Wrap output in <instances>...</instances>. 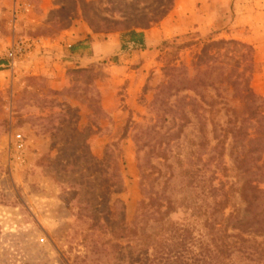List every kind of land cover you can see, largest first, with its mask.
I'll return each mask as SVG.
<instances>
[{"label":"rangeland","instance_id":"obj_1","mask_svg":"<svg viewBox=\"0 0 264 264\" xmlns=\"http://www.w3.org/2000/svg\"><path fill=\"white\" fill-rule=\"evenodd\" d=\"M168 1L0 0V263L70 264L83 253L82 243L118 242L120 223L133 221L142 193L169 203L168 223L201 230L206 217H196L198 208L221 201L224 217L242 216L247 183L264 190L263 144L248 141L253 128L248 138H237L240 103L229 88H208L202 97L158 94L167 67H190L194 43L236 40L253 47L251 87L264 98V49L254 48V40L264 41V0H213L218 14L206 30L137 51L132 62L112 58L85 74L66 68L52 76L41 60L40 72L26 65L33 44L43 52L45 42L78 44L87 32L125 41L128 30L118 22L154 16ZM83 4L101 32L90 29ZM194 11L202 13L199 6ZM240 13L248 24L236 27ZM12 40L26 51L9 65ZM183 104L188 120L179 112ZM244 237L260 244L264 264V237Z\"/></svg>","mask_w":264,"mask_h":264},{"label":"trees","instance_id":"obj_2","mask_svg":"<svg viewBox=\"0 0 264 264\" xmlns=\"http://www.w3.org/2000/svg\"><path fill=\"white\" fill-rule=\"evenodd\" d=\"M172 3V0H169L162 9L156 6L157 13L154 16L142 19L128 18L118 22L122 25L119 29L128 30L130 40L141 44V33L130 28L139 26L144 30L153 27L170 12ZM82 6L84 19L90 29L94 33L101 32L102 28L94 26L92 20L85 15L88 5ZM115 30L117 29H106V32ZM200 44L202 45L199 46ZM194 45L196 52L190 67H167L165 80L159 87L158 94L169 91L175 95L190 91L194 96L202 97V91L208 88L215 91L221 86L229 88L232 97L240 103L237 138H248L247 129L253 128L254 137L248 141H256L257 145L263 144L260 152L264 153V136L260 130L264 128V98L256 94L251 87L255 71L253 47L236 40L196 42ZM87 72L88 69L81 68L72 70L71 73ZM194 102L195 98L190 97L188 104L192 105ZM183 106L184 104L180 107V115L184 120H188ZM257 141H261V144ZM256 150H248L245 154ZM245 160L246 157L242 162ZM256 169L259 167L256 166ZM246 186L251 190V194L243 195L246 208L242 216L230 213L224 217L223 212L227 205L223 203L220 208L221 201H216L214 208L202 212L198 208L197 212H194L198 218L206 217L201 230L190 223H168L166 218L171 210L169 203L163 204V201L142 193L143 198L133 221L129 226L120 223L118 242L93 241L88 245L82 243L83 253L75 255L70 264H235L237 259L243 260L245 264H263L261 250L258 251L260 244L256 241L250 243L251 240L244 236L264 237V190L257 185H251L250 182ZM220 214L222 218L218 220ZM222 221L224 225L221 224ZM85 240L87 238H84V242Z\"/></svg>","mask_w":264,"mask_h":264},{"label":"crops","instance_id":"obj_3","mask_svg":"<svg viewBox=\"0 0 264 264\" xmlns=\"http://www.w3.org/2000/svg\"><path fill=\"white\" fill-rule=\"evenodd\" d=\"M198 6L202 10V13L194 11ZM216 14H218V9L214 6L213 0H175L174 8L158 26L139 31L142 37L141 44L133 43L129 36L125 41H122L117 34L98 38L90 32H87L86 36L78 39L80 42L78 44L75 42L68 45L67 43L61 44V40H51V42L48 43L45 42L43 44V46H45L43 52L40 51L42 45L33 44L35 47L30 49L27 55L28 58L26 57V65L32 66V70H35V73L39 71L38 68L40 67L38 62L41 60L40 62L46 65L47 70L51 72L50 76H52L53 74L55 75V70L59 72L61 69L65 70L66 68H86L95 63L110 61L112 58H117L123 63H128L137 51H149L155 48L161 41L181 36L195 28L202 31L206 30V25L214 23L211 21L212 18L216 21V16L212 17ZM220 14H222V12ZM244 14L245 13H240L235 18L234 26L238 27L243 24H248L247 21H245L248 15L243 16ZM256 14L258 15L259 13L257 12ZM248 37L249 40H247V42L253 44L250 35H248ZM14 42L16 41H10L9 46ZM256 42L257 46L253 45L254 48H257L258 51L261 50L260 47L264 49V41L258 42L254 40V43ZM37 53L42 56L38 58ZM0 66H3V63H1ZM5 66L7 65L4 61V67ZM53 82L57 83V80Z\"/></svg>","mask_w":264,"mask_h":264},{"label":"built area","instance_id":"obj_4","mask_svg":"<svg viewBox=\"0 0 264 264\" xmlns=\"http://www.w3.org/2000/svg\"><path fill=\"white\" fill-rule=\"evenodd\" d=\"M23 51H26L25 45L19 42L12 43L11 46L7 49L5 55L7 60L9 61V65H13L16 59L19 58L20 53H22Z\"/></svg>","mask_w":264,"mask_h":264}]
</instances>
